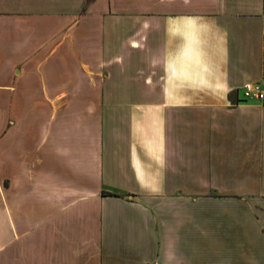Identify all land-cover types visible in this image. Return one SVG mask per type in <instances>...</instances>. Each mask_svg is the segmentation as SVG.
I'll use <instances>...</instances> for the list:
<instances>
[{
  "label": "crops",
  "instance_id": "obj_1",
  "mask_svg": "<svg viewBox=\"0 0 264 264\" xmlns=\"http://www.w3.org/2000/svg\"><path fill=\"white\" fill-rule=\"evenodd\" d=\"M245 83L264 0H0V264H264Z\"/></svg>",
  "mask_w": 264,
  "mask_h": 264
},
{
  "label": "built area",
  "instance_id": "obj_2",
  "mask_svg": "<svg viewBox=\"0 0 264 264\" xmlns=\"http://www.w3.org/2000/svg\"><path fill=\"white\" fill-rule=\"evenodd\" d=\"M244 98L262 99L264 97V87L260 83H245L242 86Z\"/></svg>",
  "mask_w": 264,
  "mask_h": 264
},
{
  "label": "trees",
  "instance_id": "obj_3",
  "mask_svg": "<svg viewBox=\"0 0 264 264\" xmlns=\"http://www.w3.org/2000/svg\"><path fill=\"white\" fill-rule=\"evenodd\" d=\"M108 193H110V192H108Z\"/></svg>",
  "mask_w": 264,
  "mask_h": 264
}]
</instances>
